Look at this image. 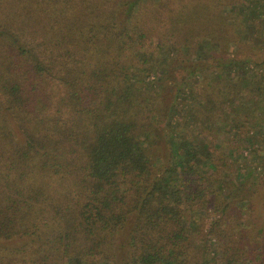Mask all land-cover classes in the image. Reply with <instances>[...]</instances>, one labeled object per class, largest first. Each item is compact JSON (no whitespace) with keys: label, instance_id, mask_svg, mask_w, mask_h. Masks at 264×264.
Masks as SVG:
<instances>
[{"label":"trees","instance_id":"trees-1","mask_svg":"<svg viewBox=\"0 0 264 264\" xmlns=\"http://www.w3.org/2000/svg\"><path fill=\"white\" fill-rule=\"evenodd\" d=\"M259 66L264 0H0V264L257 257L252 220L216 257L186 221L252 198L229 174L249 138L264 160Z\"/></svg>","mask_w":264,"mask_h":264},{"label":"rangeland","instance_id":"rangeland-1","mask_svg":"<svg viewBox=\"0 0 264 264\" xmlns=\"http://www.w3.org/2000/svg\"><path fill=\"white\" fill-rule=\"evenodd\" d=\"M203 13L208 14L209 12L205 10ZM211 31L213 32V30ZM258 69L262 74H264V66H259ZM229 130V128H223V131H220L215 136L210 137V144L211 148L214 147V149L219 146L217 147V155L224 153V155L228 156L229 161L231 162L232 156L236 155L237 149L234 148L230 152V150L227 149L230 144L228 142H224L228 140L230 141L231 139L235 140L236 138L235 131ZM252 131V133H254V130ZM260 131L262 132L260 133L262 135L264 133V127ZM247 136H249V134H246V131L241 133L242 139H245V137L247 138ZM240 139L241 138L239 137V140ZM248 141L249 145L245 143V147L242 150L244 156L240 160L239 166L241 167L237 169V172L233 170L232 173L229 174V179L236 178L239 171L242 174L251 173L255 175L257 184L251 188L252 198L247 202V206L243 205L241 207L240 205L237 208V211L230 210V213H222L219 209L210 210L208 214H203L202 211H200V208L189 210L186 225L191 230L193 237H195V239L202 246L209 245L211 247V255L216 257V254L214 253H216V251L220 252L219 232L221 231L222 225L223 229H230L232 232L235 231V233H237L240 226H242L241 223L243 221L250 223L252 220L254 226L256 227L254 231L255 237H257L258 240L256 243L262 244L263 251L261 250L262 252L259 253L257 257L251 256L249 258V262L247 263L243 262L242 259H238L237 264H264V160L262 158L256 160L254 159V155L251 151L255 143L252 138H249ZM219 223L221 226H219ZM27 241V239L11 240L2 243L1 246L5 249H11L16 246L23 245Z\"/></svg>","mask_w":264,"mask_h":264}]
</instances>
